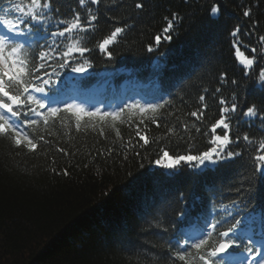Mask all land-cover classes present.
Returning <instances> with one entry per match:
<instances>
[{"label":"trees","instance_id":"16d2710c","mask_svg":"<svg viewBox=\"0 0 264 264\" xmlns=\"http://www.w3.org/2000/svg\"><path fill=\"white\" fill-rule=\"evenodd\" d=\"M138 2L143 3L142 9L135 8ZM13 3L24 5L28 0ZM214 3L222 7L219 20L208 16ZM244 6L253 12L247 19L242 14ZM7 7L8 0H0V9ZM53 8L59 9L61 17L80 12L84 19L87 8L99 15L98 27L82 34L81 40V46L90 49L84 58L93 67L84 74L66 69L64 76L87 77L84 87L109 77L117 87L127 78L143 83L156 79L159 89L149 88L144 95L168 104L156 112L128 113L116 122L85 118L79 131L75 117L62 114V120H50L47 127L41 123L25 129L37 143L34 152L0 138V264H174L170 257L180 232H200L218 213L223 218L217 205L232 199L244 201L240 215L259 214L253 226L264 223V178L253 176L251 163L256 146L264 140V123L241 116L248 105L264 106V91L258 81L244 76L229 36V30L239 25L240 51L251 55L244 45L257 46L256 37L264 35V0H101L99 6L85 0L83 7L78 0H53ZM174 12L182 20L173 39L148 52L147 46L154 44L155 35L166 24L165 17L171 18ZM253 20L259 22L255 35H244L252 32ZM125 24L128 31L109 46L114 59L108 60L98 44L114 27ZM223 71L229 79H237L239 87L221 85ZM69 85L64 83L63 88ZM216 88L221 91L217 93ZM233 92L239 108L227 134L234 138L247 133L255 142L247 145L241 140V150L247 148L242 157L222 168L182 164L169 170L149 163L162 150L173 155L208 150L215 135L225 134L211 131L220 118L219 99L231 102ZM200 95H205L203 104L208 107L198 119L190 113H200ZM138 124L149 144L140 142L125 151L127 140L134 145L139 140ZM65 169L68 175L63 174ZM242 176L251 181V191H230ZM180 192L183 204L177 198ZM181 209L189 216L178 217ZM232 211L235 215L236 209Z\"/></svg>","mask_w":264,"mask_h":264},{"label":"snow or ice","instance_id":"6c2138e0","mask_svg":"<svg viewBox=\"0 0 264 264\" xmlns=\"http://www.w3.org/2000/svg\"><path fill=\"white\" fill-rule=\"evenodd\" d=\"M83 7L85 0H78ZM91 5L99 6L101 0H88ZM187 2V0H185ZM143 3H136V9H142ZM3 15L0 16V26L4 31L0 32V138L11 139L15 147H26L29 151L37 149V143L29 137L26 128L41 123L47 127L50 120H62V114H71L75 117V128H81V121L85 118L95 119L101 122L120 121L128 113L156 112L157 109H164L168 104L167 100L158 103L141 104L140 101L123 103L118 110H102L93 104L92 109L85 107L88 103V94L84 90L82 81L87 79L84 76H64V70L70 73L84 74L93 67L92 62L84 58L85 53L90 49L81 46L82 34H90L97 27L99 20L98 13H93L92 8H87V15L82 19L80 12H74L70 18L58 15L59 9L53 8V0H28L27 4H15L13 0H8V7L0 9ZM10 14L12 18H8ZM244 18L253 15L252 8L244 6L242 9ZM223 15L220 3H214L208 10L210 19L219 20ZM166 24L161 32L154 37V44L147 46L148 52H153L163 42H170L176 26L182 20L179 13H172L171 18L165 17ZM259 22L252 21V32L245 31L244 35H255V30ZM128 31V25L116 26L110 34L98 44L100 51L106 53L108 60H113V52L109 51V46L118 42L123 34ZM239 25L229 30L232 37L235 57L241 66L246 78L254 79L261 85L264 91V35L256 37L257 46L248 48L246 51L251 55H244L240 51ZM79 54L77 56L76 54ZM64 76V81L61 77ZM219 81L221 85L231 83L239 87L235 78L229 79V73H220ZM69 83L71 90L75 93L69 95L64 91L63 84ZM57 85H62L57 87ZM207 91V90H205ZM218 93L220 88H216ZM52 95H49V93ZM202 109L198 114L192 111L191 116L200 119L203 109H207V104H203L205 95H200ZM77 101H80L79 103ZM230 101L220 97L219 104L220 118L213 124L211 131L217 130L225 134H217L210 140L211 147L198 154H192L189 150L187 154H170L168 150H162L154 161L155 165L164 169H177L182 164L195 165L196 167H207L208 164L219 168L225 167L228 163L236 161L242 157L244 151L241 150V140L247 145H254L255 142L247 133L242 136L237 134L234 138L227 134L230 131V121L237 113L239 104L235 92L231 94ZM62 105V107H61ZM111 107V105H109ZM241 116L258 119L264 123V106L256 104L248 105L241 110ZM143 123V121H141ZM152 123L159 124L153 119ZM114 126V125H113ZM187 130L188 126L183 125ZM136 136L139 138L134 145L132 140L126 141L125 151H128L140 144L148 145L147 134L140 131L139 124L136 125ZM199 129H197L198 131ZM103 134V129H101ZM116 136L120 137V132L116 130ZM39 140L43 141L44 136L40 135ZM231 146V147H230ZM64 151V149H59ZM256 154L251 157L253 166V176L259 175L264 178V140L256 146ZM135 156L140 157V152H135ZM127 159V156L124 157ZM143 167V164L140 165ZM55 172V169H52ZM60 173H57L59 175ZM68 175L67 170L63 172ZM245 183L248 188L245 189ZM251 181H245L244 177L239 178L238 186L230 191L241 193L251 191ZM180 203H185L184 193L177 194ZM244 201L232 199L227 203H220L217 207L223 211V218H219V213L211 220L206 221V227L200 231L198 236H193L191 232L181 231L175 239V250L171 253L170 259L182 264H264V239L256 242L251 235L254 222L260 218L255 211L246 215H240L239 206ZM247 208V204H245ZM232 209H236L233 214ZM176 215L186 218L189 213L186 209L179 210ZM157 227H162L159 223ZM167 232L168 229L164 228ZM172 248V243H169ZM230 249H242L244 255L238 258Z\"/></svg>","mask_w":264,"mask_h":264},{"label":"rangeland","instance_id":"374dc122","mask_svg":"<svg viewBox=\"0 0 264 264\" xmlns=\"http://www.w3.org/2000/svg\"><path fill=\"white\" fill-rule=\"evenodd\" d=\"M0 29H2L4 31V28L2 26H0ZM135 86L140 87L141 85L136 81V79H129V80H126L124 82V84L121 86L120 90L123 94H126V92L128 91L129 88H134ZM85 91L88 94V101H89L88 103L85 104V107L90 110V109H92V105H93L94 101L103 100V98L99 97V96L105 94L106 92H110V93L114 92L115 86L113 85L111 80H107V81H103L101 83H97ZM90 101H91V103H90ZM77 102L79 103L80 101H77ZM118 107L119 106L114 105V107L112 106V107H109L107 109H108V111H112V110H117ZM208 165H211V164H208ZM263 232H264V228H263ZM251 235L253 237H258L252 233H251ZM193 236H197V235L193 234ZM262 238H264V236ZM243 255H244V253L240 254L238 258H242Z\"/></svg>","mask_w":264,"mask_h":264}]
</instances>
